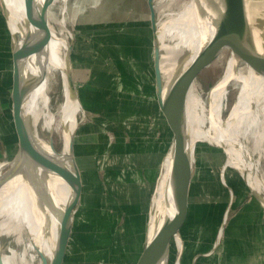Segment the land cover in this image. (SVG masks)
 <instances>
[{"label":"rangeland","instance_id":"obj_1","mask_svg":"<svg viewBox=\"0 0 264 264\" xmlns=\"http://www.w3.org/2000/svg\"><path fill=\"white\" fill-rule=\"evenodd\" d=\"M187 1L154 0L157 23L164 20L165 34L169 17ZM247 5L255 14L253 24L264 41V0H248ZM51 15L53 25L59 26L63 19L66 35L75 37L71 64L84 109L74 136L83 189L64 264H134L167 136V125L154 93L147 0H55ZM225 51L220 60L203 67L195 80L205 104L206 93L209 96L223 73L228 53ZM178 56L176 49L171 58ZM11 82L10 32L0 8V149L5 159L16 149L9 119ZM234 82L228 83L220 103L214 106L217 121L227 118L236 102L238 88ZM50 83L54 108L61 100L60 74ZM54 136L60 148V137ZM254 137L249 134L246 143L257 161L258 178L264 181V139L256 145ZM196 140L200 141L196 143V167L190 184L189 226L187 222L188 230L183 236L184 240L189 233L193 239L188 241L190 255L181 257L179 264H191L194 251L207 249L224 219L223 230L235 215L263 214L235 163L226 164L224 147L204 138L195 139L192 145ZM200 237L203 242L199 244ZM0 238L6 253L11 248L21 252L27 241L22 228L0 234ZM30 255H34L33 264H40L34 248L26 251V257ZM169 264H175L174 249Z\"/></svg>","mask_w":264,"mask_h":264},{"label":"water","instance_id":"obj_2","mask_svg":"<svg viewBox=\"0 0 264 264\" xmlns=\"http://www.w3.org/2000/svg\"><path fill=\"white\" fill-rule=\"evenodd\" d=\"M54 1L22 0L25 20L20 31L13 33L6 23L10 32L12 62L9 119L16 149L8 159L4 158L0 149V189L12 179L19 176L25 178L34 189L43 216L48 218L46 214L49 212L55 218L56 227L50 254L46 255L37 250L40 264H64L73 224L79 215L83 189L81 172L74 153L75 132L82 120L80 114L84 115L71 64L74 36L71 35L67 39L68 45L63 53L65 63L62 71L69 96L77 103L75 112L78 110L79 112L74 127L68 135L66 146H63L61 142V147L58 148L54 142L53 131L44 130L40 128V125L36 127L37 125L33 123L31 116L25 110L30 93L45 80L46 72H36L32 62L44 55L46 48L49 47L51 25L54 27L51 15V6ZM236 2L235 0H222L218 4L211 30L209 31L208 23L205 22L203 25L202 31L205 35L201 36L194 56L190 61H185L189 52L184 50L172 79L166 82L161 70V45L157 33L155 4L154 0H147L152 30L154 93L167 125V136L165 152L150 195L142 244L134 264H169L173 249L175 264H179L183 236L189 218V191L195 171L196 143L200 141L196 140L192 146L190 145L186 99L191 85L195 83L202 68L212 64L222 53L226 52L225 50H228V53L232 54L237 61L248 65L258 74L264 75V41L255 39L248 19L245 16L240 18L235 23L234 31L229 32L228 26L232 17L230 18L227 11L233 8ZM0 3L7 22L5 3L2 0ZM244 4L247 7L246 1ZM78 32L77 30L76 33ZM206 96V101H208L207 93ZM166 157H169V163L164 178L163 203L167 214L161 224L149 233L153 222L152 198ZM50 178L63 181L69 187V196L63 205L59 203L50 189ZM242 178L251 195L264 210V194L255 189L244 174ZM224 220L218 230L215 245L222 235ZM45 224L44 229L51 233L49 220ZM3 247L0 238V264H4Z\"/></svg>","mask_w":264,"mask_h":264},{"label":"bare ground","instance_id":"obj_3","mask_svg":"<svg viewBox=\"0 0 264 264\" xmlns=\"http://www.w3.org/2000/svg\"><path fill=\"white\" fill-rule=\"evenodd\" d=\"M2 1L7 9L9 28L13 33L20 31L25 20L22 0ZM235 1L237 2L234 7L227 11L230 18L232 17V23L230 22L228 26L229 32H233L236 21L245 16L253 31V36L260 41L261 38H259L253 24L255 14L251 13L248 5L246 7L244 4V1L247 3L248 0ZM221 2L222 0H197L196 2L188 0L186 3L181 2L183 4L182 8L169 17L170 23L168 22L166 34L163 30L164 20L158 24L157 33L161 45V70L166 82L172 79L173 72L178 65V61L183 57L182 52L184 50L189 52L185 61H190L194 56L201 36L205 35V32L202 31L203 25L205 22L208 23L209 31L211 30L218 4ZM259 3L261 4V2ZM65 31L66 25L63 19L59 26L54 25L53 27L51 25L49 47L46 48L44 55L37 57L32 62L36 72H46L45 80L32 90L25 107L26 113L31 116L33 123L37 125L36 127L40 125V128L44 130L51 129L53 135L57 134L60 137L63 146L67 144L68 135L74 127L79 112V110L75 112L77 103L72 101L69 96V90L62 71L65 63L63 53L68 45L67 39L69 37ZM176 49L179 56L172 59V53ZM162 50L164 54H162ZM225 54V52L222 53L218 60L224 57ZM58 73L62 82L61 100L53 108L49 86ZM231 80L235 81L234 85L238 88L236 102L230 109L228 117L217 121L214 106L220 103ZM239 113L240 115H238ZM186 115L191 146L197 138H204L212 143L222 145L227 153L226 164L234 162L238 172L241 175L244 174L255 189L264 191V181L258 178L257 161H254L252 152L246 143L249 134L255 136L256 145H259L264 139V75L258 74L248 65L237 61L232 54L227 53L223 73L210 90L208 104H205L200 96L195 83L191 85L186 99ZM168 163L169 157H166L152 198L153 222L149 233H152L161 224L167 214L163 197L164 178ZM49 184L53 195L63 205L69 196V187L63 181L54 178L49 179ZM39 204L34 189L21 176L12 179L10 183L0 189V234H11L16 228H22L27 235L25 248L21 252L9 248L8 253H2L4 264H33L34 255H30L29 258L26 257V251L32 248L36 251L41 249V252L46 255L50 254L56 220L49 212L46 214L48 218L44 217ZM47 220L50 223L51 233L44 229Z\"/></svg>","mask_w":264,"mask_h":264},{"label":"crops","instance_id":"obj_4","mask_svg":"<svg viewBox=\"0 0 264 264\" xmlns=\"http://www.w3.org/2000/svg\"><path fill=\"white\" fill-rule=\"evenodd\" d=\"M258 205L263 214L235 215L229 219L218 239V245H215L216 237L207 249L194 251L191 264H264V210L259 203ZM197 227L196 224L194 230ZM187 230L188 227L186 232ZM194 230L191 231L193 237ZM187 234L189 233L185 234L179 262L190 255L191 244L188 241L193 238ZM202 239L200 237L199 244L203 242Z\"/></svg>","mask_w":264,"mask_h":264}]
</instances>
